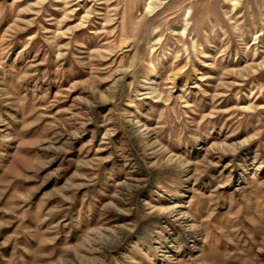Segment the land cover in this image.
Returning <instances> with one entry per match:
<instances>
[{"label": "rangeland", "instance_id": "374dc122", "mask_svg": "<svg viewBox=\"0 0 264 264\" xmlns=\"http://www.w3.org/2000/svg\"><path fill=\"white\" fill-rule=\"evenodd\" d=\"M0 264H264V0H0Z\"/></svg>", "mask_w": 264, "mask_h": 264}]
</instances>
